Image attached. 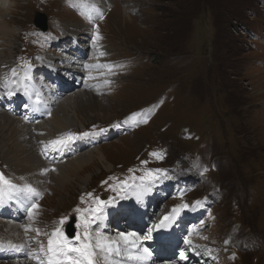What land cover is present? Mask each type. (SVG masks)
Masks as SVG:
<instances>
[{"label": "rangeland", "instance_id": "obj_1", "mask_svg": "<svg viewBox=\"0 0 264 264\" xmlns=\"http://www.w3.org/2000/svg\"><path fill=\"white\" fill-rule=\"evenodd\" d=\"M1 1L8 5L1 8L8 10L6 16L0 15L10 35L0 33L4 54L0 64L18 61L23 55L25 61L36 50L48 53L43 50L45 39L61 35L60 26L82 23L71 0ZM108 1L113 6L103 24L91 27L94 37L87 53L89 61L94 60L92 65L97 61L96 44L108 50L109 60L116 64L112 79L100 81L102 72L87 66L86 83L95 76L94 82H101L100 91L87 94L90 97L82 102L71 91L58 102L72 98L78 114L73 118L69 111L68 117L82 126L65 133L99 128L104 134L114 129L107 138L115 130L118 134L101 141L96 148L105 162L91 159V166L72 178L68 193L59 187L49 191L47 184L52 183L47 179L45 199L34 209L33 218L18 225L0 220V241L24 245L30 253L42 255L46 233L60 227L65 234L71 216L80 222L76 208L86 217L83 210L95 207L96 197L112 203L116 200L112 197L125 189L120 182L134 184L151 172L154 177L179 181L178 186L193 177L199 181L200 187L187 196L179 190L172 203L212 200L211 228L203 238L219 244L223 237L232 236L236 241L231 244L240 243L233 250L219 248L220 255L231 254V258L226 261L221 256L217 264H264V0ZM39 15L49 18L47 25L54 28L49 34L39 33L33 25ZM135 114L134 123L129 118ZM41 133L34 141L58 136L45 140ZM7 166L0 154V172L12 183L21 181L14 172L15 180L6 174L8 168L9 172L16 169ZM156 169L163 171L156 173ZM84 174L90 178L82 185L78 178ZM64 217L67 220L60 225ZM75 227L82 236L83 228ZM0 264L36 263L28 255L22 262Z\"/></svg>", "mask_w": 264, "mask_h": 264}, {"label": "snow or ice", "instance_id": "obj_2", "mask_svg": "<svg viewBox=\"0 0 264 264\" xmlns=\"http://www.w3.org/2000/svg\"><path fill=\"white\" fill-rule=\"evenodd\" d=\"M73 6H78L81 9L80 14L85 16L88 20H93V16L91 12L99 13V9L96 8L94 4H88L86 0H78L77 4H73ZM100 18H103V15L100 14ZM96 39H99L97 35ZM95 43V41H94ZM103 55V53H101ZM110 67V66H109ZM15 70L13 69V75H15ZM9 95H12L10 92ZM37 102H39L37 98ZM136 115H133L129 119L132 122H136ZM146 123L147 121L144 120ZM114 127H119V125H114ZM104 131V129H101ZM90 133H81L79 136L75 133H65L64 135L58 137L55 140L49 142L52 147H60L65 146L68 143L72 142L75 139L80 138L81 136H88ZM47 147V146H46ZM152 155H157L156 153H152ZM47 169H45V172ZM156 173H160L163 170L156 169L154 170ZM133 180L136 178L133 177ZM143 182L145 179L150 181L155 180L156 177L152 175L151 172L147 173L145 177L140 178ZM136 187L141 189V192L138 193L142 195L144 192L148 191V187L141 183ZM115 190V189H113ZM13 193H23L28 199L32 197H40L41 194L33 188L30 184H25L22 187L13 184L10 179H8L4 173L0 172V207H2L5 203V199H12ZM87 196L89 198L92 197L91 193H88ZM81 201L84 202V197H81ZM111 201L100 200L99 197H96L93 200V203L96 205L95 207H89L84 209L83 212L88 213V216L82 215V210L80 208H76L75 211L79 216L80 223L77 224L78 228H83V235L81 236L78 233L74 241L70 240L63 232L60 227L54 229L50 234L47 235V246L41 244L40 253L42 255H36L33 253H29V257L38 261V264H101V261L104 264H121L118 260H113V257H118L121 255L126 256L128 261L137 262V264H146L147 261L151 260L152 253L147 247H142L140 245L141 238L134 232L132 233H120L117 237L112 238L106 235H103L101 232L97 231L95 234H92L89 231L91 223H94L95 220L102 219V214L104 211V207L107 206ZM197 205L200 204L199 201L196 202ZM188 204H180L172 209V211L164 217L158 224H153L151 228L148 229V234L143 237V239H151V232L154 229L160 228H168L174 223L175 219L179 216L180 212L188 208ZM37 208L35 203H32L31 206L27 209L29 218H33L34 213L33 210ZM95 218V220L93 219ZM67 217L62 218L59 221L60 225H63ZM27 231V229H26ZM37 235H39V229L36 230ZM186 244H191L187 239L185 240ZM21 245H15L8 243L7 245L0 244V249L6 248L13 251H21ZM181 259H187L184 251L180 252Z\"/></svg>", "mask_w": 264, "mask_h": 264}, {"label": "bare ground", "instance_id": "obj_3", "mask_svg": "<svg viewBox=\"0 0 264 264\" xmlns=\"http://www.w3.org/2000/svg\"><path fill=\"white\" fill-rule=\"evenodd\" d=\"M6 5L7 2H2L0 0V14L1 12H3L4 16H6L8 10H4L1 8L5 7ZM5 27L6 23L3 21L0 15V33L6 37L7 35H10V33ZM65 30V32L67 33L64 32V35L68 34L69 36L74 37V35L82 36L84 34H87V31H90V27L85 26L83 23H80L79 26H77V24H71V27H65ZM82 31H84V33H80ZM90 37L92 38L91 34ZM95 47L97 61H95L92 66L95 67L96 72H102L101 74H99L98 77L101 79L102 82H106L109 78H111L110 76L113 75L111 70L115 67L116 64L112 62L113 60H109V52L106 48H102V46H100L99 44H96ZM101 53H103V55ZM2 55L4 54L0 52V57H2ZM77 93L81 96V102L84 97H86V99L90 97L89 96L87 98L88 95L86 94V91ZM46 99L48 103L53 102L55 101V96H46ZM68 99L69 98H66L61 103L56 101L59 104L53 114L47 120H43L42 122L38 123L37 128H35L34 132H32L29 127L22 126L21 122L18 119H11L6 117L3 113H0V154L3 158V162L6 165L11 164L12 167L16 168L10 169L9 175L11 177L16 176L21 178V181H19V183L35 181L40 187L42 182L46 183L45 180L49 179V182L52 183L51 186L50 184H47V186L49 187V191H53V189H51L52 187H59L61 188L60 192L66 191L68 193V190L72 188L71 186L69 187V184H71L72 182V178L74 179L78 177L79 173L85 171V169H88L87 166L91 163L89 162L91 159L95 157L97 160L105 162L106 158L101 153V151L98 150L99 148L92 147V151L90 150V152H88L87 154L86 152H82L81 154L78 153L79 155H77L75 158L71 160H65L55 165V169L53 170V172H47L48 174H46L45 172L40 173L42 168L45 169V167H42V164L40 162L41 160L38 156L41 150H36L37 147L49 144V142L53 139H48L54 138L56 135L63 133L65 130H69V128H71L72 130L78 126L82 128L81 124L75 125V123L73 122V118L77 117L78 114L76 112V102H74L72 98H70L69 100ZM69 111H71L73 117L72 119H69L68 117ZM41 132L45 134L44 138H46L45 140L48 141H34L37 136L42 135ZM15 137H17L16 140ZM82 141H86V138L82 139ZM88 146H90V142L85 147H83V149ZM93 152H96L95 155H91V153ZM20 153L22 156H20ZM106 168H110L109 164H107ZM12 172H14V176L12 175ZM89 178V174H84L81 175L78 180L79 183L85 185L86 181H89ZM43 189L44 188L42 187L41 190ZM110 237L114 238L112 234L110 235ZM102 264H104V262H102Z\"/></svg>", "mask_w": 264, "mask_h": 264}, {"label": "water", "instance_id": "obj_4", "mask_svg": "<svg viewBox=\"0 0 264 264\" xmlns=\"http://www.w3.org/2000/svg\"><path fill=\"white\" fill-rule=\"evenodd\" d=\"M42 27H44V24H43V26Z\"/></svg>", "mask_w": 264, "mask_h": 264}]
</instances>
